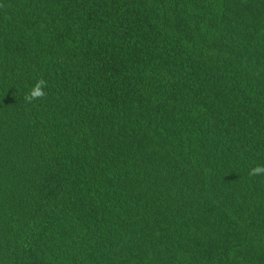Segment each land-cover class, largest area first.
<instances>
[{
	"label": "trees",
	"instance_id": "1",
	"mask_svg": "<svg viewBox=\"0 0 264 264\" xmlns=\"http://www.w3.org/2000/svg\"><path fill=\"white\" fill-rule=\"evenodd\" d=\"M256 167L264 0H0V264H264Z\"/></svg>",
	"mask_w": 264,
	"mask_h": 264
},
{
	"label": "clouds",
	"instance_id": "2",
	"mask_svg": "<svg viewBox=\"0 0 264 264\" xmlns=\"http://www.w3.org/2000/svg\"><path fill=\"white\" fill-rule=\"evenodd\" d=\"M44 87H45V81L43 80L36 81L32 85L27 98L29 100H32V99H38V98L43 97L45 95ZM252 171L253 173H257V174L262 173L264 172V167H256Z\"/></svg>",
	"mask_w": 264,
	"mask_h": 264
}]
</instances>
